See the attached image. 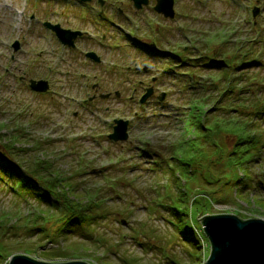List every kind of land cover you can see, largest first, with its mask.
<instances>
[{"label":"rangeland","instance_id":"1","mask_svg":"<svg viewBox=\"0 0 264 264\" xmlns=\"http://www.w3.org/2000/svg\"><path fill=\"white\" fill-rule=\"evenodd\" d=\"M108 3L104 9L109 19L115 16L126 25L136 24L140 31L149 28L148 21L153 26L159 25L160 29L155 28L160 30L156 40L160 43L156 46L157 50L167 51L177 44L186 46L190 43L200 47L203 45L201 32L217 31L221 22L235 25L233 36L251 38L255 44L262 46L264 53V12L244 23V18H249L245 4H249L250 0L234 3L229 0H176V20L156 19L149 5L134 13L127 12L132 4L127 5L126 1L109 0ZM117 7L125 10V14L127 12L124 22L117 16ZM15 9H25L18 20ZM91 14L95 16V10L83 11L73 1L70 4L64 0H0V166L5 168L4 172L15 166L14 170L20 175L36 168L42 171L40 166L44 170L51 168L91 191L85 196L90 200L104 198V208L99 210V222L90 240L70 234L68 238L60 237L54 243L43 238L39 241L34 236H26L23 227L30 225L24 218L32 211L36 215L35 209L44 208L43 204L32 195L25 198L17 196L13 189L0 181V241L12 244L11 253H26L50 262L74 259L92 264H174L170 262L172 257L180 264H195L189 256V251L194 249L185 244L168 222L174 217L161 206L155 205L157 209L154 207L152 211L147 208L153 204L152 199L161 191V186L169 185L174 177L171 173L165 174V170L159 172L155 167L151 170L150 160L161 158V166L166 169L169 159L176 162L170 155L171 152L178 155L180 148H175L178 142H188L190 132L181 130L178 110L179 105L192 95L187 90L190 85L187 80L176 78L172 72L162 74L156 66L162 68L165 63H161L158 56H138V52L133 53L126 44L122 47L126 57L120 58L116 65L115 49L100 38L105 32L103 22L106 19L94 21L87 16ZM45 20L85 30L87 34L76 41L74 48L63 47L54 33L43 26ZM113 22L108 23L111 30L117 29ZM94 34L97 36L93 37ZM215 39H206L205 42ZM15 40L19 44L16 50L11 45ZM91 48L102 58L104 67L83 59V52ZM131 58L133 60L130 61ZM144 64L150 66L146 73L134 69L142 70ZM251 68L256 74L264 76V67L253 65L248 69ZM158 73L159 77L151 82L154 77L150 78L151 75ZM29 78L47 79L48 91L44 94L32 91L28 87ZM93 81L100 83L97 94L109 91L111 95L94 97L92 101H86L87 104L82 101L91 95L90 83ZM148 84L155 91L144 104L139 105L135 98L129 97L133 87H137L136 96ZM258 90L257 96L264 97V89ZM116 91H119L118 96L114 94ZM162 94L164 100L160 102L156 95ZM114 117L129 119L127 139H108ZM209 123L215 136V147L213 142L205 139L206 136L195 137L197 141H202L203 146L200 161L191 167L195 170L194 180L198 182V187L203 185L207 188L204 189L206 198L200 200L207 202L209 213L235 212L243 218L264 219V207H259V202L256 204V201L264 200V147L258 153L254 151L255 157H258L249 161L247 167L234 164L226 154L234 149L235 137L230 139L222 133L224 121L217 123L209 120ZM261 123L264 126L263 118ZM189 138L195 140L193 135ZM142 144L153 153L140 151ZM217 144L223 145L221 154L219 149L213 154L219 147ZM250 147L253 152V146ZM188 149L190 147L180 155L184 156ZM215 159L219 161L220 179L207 183L197 170L206 174V170L210 169L209 162L215 163ZM227 160L235 169L233 172L230 168H222L227 167ZM38 161L40 165L36 166ZM82 162H86L87 166ZM213 167L211 169L215 171ZM224 171L228 173L223 174ZM226 174H233L234 177L227 180ZM3 177L4 180L13 179L12 176ZM175 177L179 175L175 173ZM31 186L41 189L34 180ZM87 198L82 200L90 202ZM192 198L189 196L188 205ZM195 225L198 226L197 223ZM133 228L139 229L140 233L133 232ZM194 229L196 231L197 228ZM199 230L203 231V228ZM14 234H17L16 242ZM72 243L73 247H67ZM107 247L111 249L105 251ZM24 248L31 250L25 252ZM60 249L68 254L53 253ZM204 251L208 253V249L202 250L201 247L202 261H196V264H204ZM124 256L128 258L125 263Z\"/></svg>","mask_w":264,"mask_h":264},{"label":"trees","instance_id":"2","mask_svg":"<svg viewBox=\"0 0 264 264\" xmlns=\"http://www.w3.org/2000/svg\"><path fill=\"white\" fill-rule=\"evenodd\" d=\"M242 48L243 47H241L238 54L240 57L237 56V59H239L237 68H242L239 64H246V57L255 53V46L248 48L251 49V51H244ZM201 59V57L195 59L193 64H199ZM253 65H256L255 61H253ZM216 68L222 71L221 78L223 79V82H228V85L225 89L214 92L217 89V86L211 84V90L213 91L212 94L210 96L207 95L202 104L200 103V105H194L190 108L187 119V131L189 130L190 132L188 136L193 135L194 138H200L201 135L202 138L206 136L205 139L213 142L214 145H211L215 147V136L211 131L212 128L210 127L209 120H215L217 123L219 120L224 121V126H221L224 131L222 133H226L225 135L230 139H232L231 136L235 137L234 149L226 155L228 159L234 163V160L231 159H233L236 154L238 159L235 160L236 162L234 164H240L242 167H247L249 161L254 160L257 157H255L256 154L254 151L258 153V150L264 147V126L261 123V120L264 117V101L262 96H257L258 89L262 88H257L258 82L256 80L258 79H256L257 76L254 74V77L256 78L254 79L253 90L250 91L251 95L236 91L237 88H233V85L236 83L237 86L238 83L242 81L241 77L236 76L235 79L232 78L231 80V76L227 74L230 69L228 65L217 66ZM209 72L213 74L215 71L209 70ZM197 138L194 140L188 137V145L190 150H193V156L182 158L180 152L183 151L184 153L186 149L184 146L186 142L182 143L183 141L178 142V145L176 146V149L180 148L178 150V155L173 153V158L176 159L175 164L181 168V170L178 168L179 173L185 178L183 180L184 183H182L179 178H175L176 182H173L174 186L172 189H169L168 187L166 189L164 187L165 190H161L157 195V199L159 200L154 202L155 205L161 206L164 210L169 212V214L177 218L174 223L180 233H182L183 240L190 248L194 249L191 252L189 251V256L195 264L197 263L196 261L200 262L201 259V247L198 237L202 238L203 235V233H200L201 231L199 229H201V227L196 216L201 212L203 214L209 212L207 202L205 200H200V198H206L204 190L207 189L206 186L201 185L198 187V182L194 180L196 179L195 171L187 169V165L193 166V164H198L201 159L198 157L201 155L199 146L202 143L201 140L197 141ZM250 146H253V152H251ZM191 153L192 152L185 155L188 156ZM82 164L87 165L86 163ZM217 164H219V161L217 162L215 159V163L212 161L209 165L210 169L206 170V174H203L200 170L197 172L202 174L203 179L207 181V183H212L220 179V176L218 175L219 170L214 166ZM37 165H40L39 161L36 162V166ZM13 167L7 172H4L3 169L5 168L0 166V177L11 175L14 177L13 181L18 184L16 190L20 195L24 194V196H26L31 194L32 196L39 198V201L43 202L42 204L44 206V208H38L35 211L36 215L30 213L24 218L30 224L29 226L25 225L23 227L26 236H34V238L36 237L39 241L43 238L46 239V242L49 241L54 243L60 237L61 239L68 238L70 234H75L77 237L81 236L85 240H90L91 237L95 235V228L99 222L98 218L101 215L99 214V210L100 208H104L102 207V201H104L102 196L99 200H90L85 196L91 194V191L81 188L76 181L71 182L69 176L64 177L66 174L60 175L58 171L51 168L44 170L45 168L40 166L43 169L42 171H39L36 168L33 170L34 172L31 171L30 174L24 173V175H20ZM212 167L216 168L215 171L211 169ZM222 168H230L231 172L235 170L232 168L228 160L227 167ZM225 173H228V171H224L223 174ZM233 174H226V179L233 178ZM33 178L42 189H36L31 186V180ZM110 184L115 185V183ZM192 192H194V194H192ZM189 196H192L193 198L191 199L192 202L188 205ZM243 196V198H246L245 195ZM83 198H87V201L90 202L85 203L82 200ZM248 200L249 198L247 201ZM257 203L259 207H264V200L256 201V204ZM194 204H196L195 208ZM209 208H211V206ZM234 214L238 216V214ZM188 216H190L191 223L194 224L192 228L191 223L187 220ZM238 217L243 218L240 216ZM195 223H197L198 226H196ZM194 227L195 229L197 228L196 231H193ZM186 231H189V233H186ZM14 236L16 242L17 234H14ZM93 239H95V237ZM4 244L0 241V264L1 262L5 263L7 256L11 253L12 249V244ZM116 244L117 243L114 245ZM72 245L74 244H69L67 247H73ZM110 249V247H107L104 250L108 251ZM30 250L31 248H24L25 252H29ZM53 253L68 254L67 251L61 252V249L54 250ZM127 259L128 258L124 256V263ZM170 262L180 264V261L176 258H170Z\"/></svg>","mask_w":264,"mask_h":264},{"label":"water","instance_id":"3","mask_svg":"<svg viewBox=\"0 0 264 264\" xmlns=\"http://www.w3.org/2000/svg\"><path fill=\"white\" fill-rule=\"evenodd\" d=\"M156 9L165 15H173L172 0H159ZM53 29L64 44L73 45L79 31L63 29L58 24ZM15 48L18 47L15 43ZM30 86L38 91L47 89L45 80H30ZM148 91L143 99L149 94ZM126 122L118 120L111 137L125 138ZM203 230L210 242V253L204 264H264V219H241L233 214H206L200 216ZM8 264H89L82 260L48 262L34 259L26 254H14Z\"/></svg>","mask_w":264,"mask_h":264},{"label":"flooded vegetation","instance_id":"4","mask_svg":"<svg viewBox=\"0 0 264 264\" xmlns=\"http://www.w3.org/2000/svg\"><path fill=\"white\" fill-rule=\"evenodd\" d=\"M97 1H98V0H90L89 3L92 4V5L94 6L93 2H97ZM94 89L97 90V87L94 88Z\"/></svg>","mask_w":264,"mask_h":264}]
</instances>
